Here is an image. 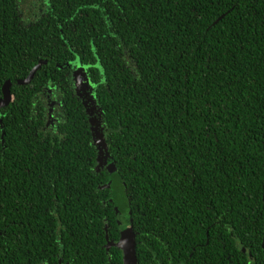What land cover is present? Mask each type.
Wrapping results in <instances>:
<instances>
[{
  "label": "trees",
  "instance_id": "obj_1",
  "mask_svg": "<svg viewBox=\"0 0 264 264\" xmlns=\"http://www.w3.org/2000/svg\"><path fill=\"white\" fill-rule=\"evenodd\" d=\"M7 81L0 264H264V0H0Z\"/></svg>",
  "mask_w": 264,
  "mask_h": 264
},
{
  "label": "water",
  "instance_id": "obj_2",
  "mask_svg": "<svg viewBox=\"0 0 264 264\" xmlns=\"http://www.w3.org/2000/svg\"><path fill=\"white\" fill-rule=\"evenodd\" d=\"M43 64H47L46 61L39 62L38 65L31 71L30 75L27 77V79L18 81L19 85H27L31 82V80L34 78L36 72L41 68ZM81 76H83V79H86L85 73L82 72L81 68H78V70L75 72V77L77 78V83L82 84ZM77 84V85H78ZM11 87L12 82L7 81L2 89L3 97L0 98V109L3 107L8 106L12 101V95H11ZM92 101V99H90ZM95 107L89 109L88 112H91V131L93 133L94 138V145L97 147L99 151V166L102 167L105 162L109 159V153L107 150V145L105 142L104 134L101 130V121L94 117ZM105 161L102 163V161ZM109 170L112 172L114 170V165H109ZM107 188L110 187L109 185L106 186ZM127 235V236H126ZM126 236V237H125ZM115 246L119 247L123 251V264H138V259L136 255V242H135V236L132 233V228L128 229L122 234V237L120 241L115 244Z\"/></svg>",
  "mask_w": 264,
  "mask_h": 264
},
{
  "label": "flooded vegetation",
  "instance_id": "obj_3",
  "mask_svg": "<svg viewBox=\"0 0 264 264\" xmlns=\"http://www.w3.org/2000/svg\"><path fill=\"white\" fill-rule=\"evenodd\" d=\"M51 91H52V90H51ZM50 97H52V98H50ZM52 99H53V100H52ZM47 101H48L47 105H48L49 103H52V102H54V103H56V102H57V103L60 102V101H59V98L56 97L55 94H52V92L50 93V95L47 96ZM89 101H90V98H88V100H87L86 107H87L88 109H91V108H93V107H91V106L88 105V102H89ZM48 106H49V105H48ZM58 107H59V106H56V109H55L56 112H54V116H56V117H57V113H58V112H57V108H58ZM50 114L53 115L52 110L48 111V118L52 120V118L50 117ZM57 118H58V117H57ZM104 162H105V161L103 160L102 163H104Z\"/></svg>",
  "mask_w": 264,
  "mask_h": 264
},
{
  "label": "rangeland",
  "instance_id": "obj_4",
  "mask_svg": "<svg viewBox=\"0 0 264 264\" xmlns=\"http://www.w3.org/2000/svg\"><path fill=\"white\" fill-rule=\"evenodd\" d=\"M52 94H54V93H52ZM45 97H46V96H45ZM50 98H52V97H50ZM52 100H53V99H52ZM45 101H47V97H46ZM48 105H49V106H48L49 111L52 110V113H54V112H56L55 109H56V106H59V103H57V102H56V103L52 102V103H49ZM50 117L53 118V115L50 114ZM130 228H131V227H128V228L123 229L122 234H123L125 231H127L128 229H130ZM126 236H127V235H126ZM126 236H125V237H126Z\"/></svg>",
  "mask_w": 264,
  "mask_h": 264
}]
</instances>
